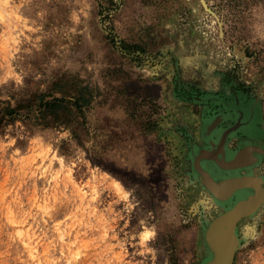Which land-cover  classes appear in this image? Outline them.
I'll return each mask as SVG.
<instances>
[{
	"label": "rangeland",
	"instance_id": "1",
	"mask_svg": "<svg viewBox=\"0 0 264 264\" xmlns=\"http://www.w3.org/2000/svg\"><path fill=\"white\" fill-rule=\"evenodd\" d=\"M212 123L264 147V0H0V264H201Z\"/></svg>",
	"mask_w": 264,
	"mask_h": 264
},
{
	"label": "bare ground",
	"instance_id": "2",
	"mask_svg": "<svg viewBox=\"0 0 264 264\" xmlns=\"http://www.w3.org/2000/svg\"><path fill=\"white\" fill-rule=\"evenodd\" d=\"M214 124L215 123L207 125V128L205 130L207 137L209 136L211 137V134L215 127ZM237 124H239V122ZM217 131L218 130L215 131L216 134ZM222 131L223 132H221V135L219 134L220 137L217 139V141L213 140L212 138H209L211 139L210 141L212 145V150H208V152L207 150H197L196 156L198 155V157H201L202 153L206 151L207 154L213 155L216 158H218L220 161H223V163H225L226 162L225 141L229 134L230 128L223 129ZM261 152H264V147L262 146L260 147L258 145H251V146L247 145V147L244 148L242 147V149L239 150L235 156H238L236 160L240 163H248V162L251 163L258 159V155ZM218 154L221 156L219 157ZM199 163L200 164H198V162L196 161L197 172L200 173L201 178H203L210 185L214 186L215 184V186H218V191L220 195L222 196L229 195L224 200H218L212 195L213 201L215 202L216 206L222 209L218 214L225 212L229 209H232L235 206V204L238 203V201L242 200L241 202H239L241 203V205L239 206V210L237 209L234 213L230 212V214H228L224 218H220L217 222L213 221L212 230L209 236L211 239V244L213 245L211 249L207 250L208 251L207 259L213 258V261L210 264H228L231 258L232 250L234 251L235 254L236 248L240 243L239 236L237 235L238 222L234 224V221L238 216V214L246 211H251L256 207L254 210L251 211V214L254 213L257 210V207L260 206L261 202L264 201V178L259 177L258 175L255 174L256 173L254 172L255 166L247 167L246 170L249 173L246 175H241V168L239 167L228 170L229 173L228 177L220 178V176L217 175V171L214 170L215 169L214 164L207 162L203 166L201 162ZM230 177L231 178L233 177V179L234 177H242L243 183H246V186L242 188L232 189L234 180L233 182L228 183L229 180H232V179H227ZM251 214L247 216H250ZM217 215L213 216L210 219H207L203 232L204 234L206 231V227L208 226V224H210V221L213 218H215Z\"/></svg>",
	"mask_w": 264,
	"mask_h": 264
},
{
	"label": "water",
	"instance_id": "3",
	"mask_svg": "<svg viewBox=\"0 0 264 264\" xmlns=\"http://www.w3.org/2000/svg\"><path fill=\"white\" fill-rule=\"evenodd\" d=\"M207 152L204 151V153H202L201 157H198V155L197 156H194V168H195L196 171H197L196 161L198 162V164H200L199 162H200V160L202 158L209 159V160H214L221 168H225V169H234V168H239V167H242V166H250V164H248V163H240V162H238L236 160L238 156H234L236 158H232L230 160H226V162L223 163V161H220L218 158H216L213 155L207 154ZM197 173H198V178L200 179V181L202 182V184L207 188V190L215 198H217L218 200H224L225 198H227L229 196V195L228 196H224V195L222 196V195H220V193L218 191V186H215L214 183H213L214 186L208 184L203 178H201L200 173L199 172H197ZM242 177H234V179H233V177L232 178L231 177L230 178H227V179H232V180H229L228 183H231L234 180V184H233L234 186L232 185V189L233 188H242V187L246 186V183H243ZM241 201H238V203L241 202ZM238 203L235 204V206L232 209H229V210H227L225 212H222V213L218 214L215 218H213L210 221V224H208V226L206 227V231H205V234H204V242H205V245H206L207 250L208 249H211V247L213 246L211 244V239L209 237L210 236V232L212 230L213 221L214 222H217L220 218H224L228 214H230V212L231 213H234L237 209L239 210V206L241 205V203H239V204ZM254 209H252V210H254ZM251 211H246V212H243V213L238 214V216L236 217V219L234 221V224H236V222H238L237 220H240L244 216H247V215L251 214ZM239 242H240V240H239ZM233 257H234V251L232 250L231 258H230L228 264H232ZM212 261H213V258L207 259V257H206L205 260L201 264H210V263H212Z\"/></svg>",
	"mask_w": 264,
	"mask_h": 264
},
{
	"label": "flooded vegetation",
	"instance_id": "4",
	"mask_svg": "<svg viewBox=\"0 0 264 264\" xmlns=\"http://www.w3.org/2000/svg\"><path fill=\"white\" fill-rule=\"evenodd\" d=\"M239 123L242 124V125H244L245 121H243V120L241 119ZM222 130H223V129H221V128L218 129V131H217V135H216V137H214V138H213L212 134H211V137H210V136H209V137L206 136L205 138H206L207 142H209V143L211 142V141H210L211 139H209V138H212L213 140L217 141V139H218V138L220 137V135H221V132H223ZM219 134H220V135H219ZM225 142H226V141H225ZM247 145H248V146H251V145H254V144H245V145H242V146H240V147H237L236 149H230V148H228V147L226 146V144H225L226 160H230L231 158H233V157L238 153V151L242 149V147H243V148H244V147H247ZM262 155H264V152H261V153L258 155V159L255 160V161H259L260 158L262 157ZM218 156L220 157L221 155L218 154ZM255 161H254V162H255ZM207 162H209V163L215 165V169H214V170L217 171V175H219L220 178H222V177H228V176H229L228 170H230V169L221 168L220 166H218L217 164H215V163L212 162V161H205V163H207ZM252 163H253V162H251V163L248 162V164H250V165H251ZM247 167H250V166H242V167H240V168H241V175H246V174L249 173V172H247V170H246ZM208 168H209V167H208ZM222 170H223V171H222ZM243 170H244L245 172H242Z\"/></svg>",
	"mask_w": 264,
	"mask_h": 264
},
{
	"label": "snow or ice",
	"instance_id": "5",
	"mask_svg": "<svg viewBox=\"0 0 264 264\" xmlns=\"http://www.w3.org/2000/svg\"><path fill=\"white\" fill-rule=\"evenodd\" d=\"M147 238H148V236H147V235H145L144 239H147Z\"/></svg>",
	"mask_w": 264,
	"mask_h": 264
}]
</instances>
